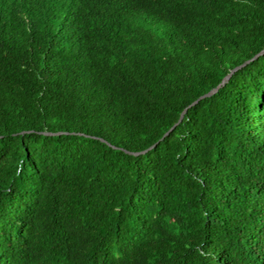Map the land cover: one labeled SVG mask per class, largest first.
<instances>
[{
    "label": "trees",
    "instance_id": "16d2710c",
    "mask_svg": "<svg viewBox=\"0 0 264 264\" xmlns=\"http://www.w3.org/2000/svg\"><path fill=\"white\" fill-rule=\"evenodd\" d=\"M0 264H264V0H0Z\"/></svg>",
    "mask_w": 264,
    "mask_h": 264
},
{
    "label": "water",
    "instance_id": "95a60500",
    "mask_svg": "<svg viewBox=\"0 0 264 264\" xmlns=\"http://www.w3.org/2000/svg\"><path fill=\"white\" fill-rule=\"evenodd\" d=\"M236 68H234V69H232L231 70V72L229 73V74H231L234 70H235ZM229 74L228 75H226L222 80H221V82L219 83V85L218 86H220V85H222L227 79H228V77H229ZM217 86V87H218ZM216 90V88H214V89H212V90H210L209 92H207L206 94H204V95H202V96H200L198 99H201V98H204V97H207V96H209L210 94H212L214 91ZM198 99H196L195 101H193L191 104H194ZM183 113V112H182ZM182 113L180 114V116H179V118H178V120H177V122L180 120V118H181V115H182ZM175 125V124H174ZM173 125V126H174ZM172 126V127H173ZM172 127L169 129V130H171L172 129ZM168 130V131H169Z\"/></svg>",
    "mask_w": 264,
    "mask_h": 264
}]
</instances>
